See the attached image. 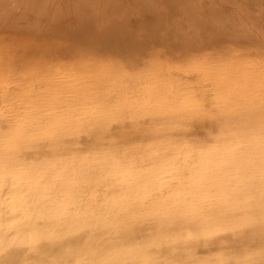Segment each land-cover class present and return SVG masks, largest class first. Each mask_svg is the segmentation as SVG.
I'll list each match as a JSON object with an SVG mask.
<instances>
[{"label":"bare ground","instance_id":"obj_1","mask_svg":"<svg viewBox=\"0 0 264 264\" xmlns=\"http://www.w3.org/2000/svg\"><path fill=\"white\" fill-rule=\"evenodd\" d=\"M81 75L42 74L43 93L14 95L21 100L8 113L22 109L21 117L6 114L9 89L0 90V262L264 264V125H220L188 138L177 116L147 135L120 127L90 136L196 104L188 93L151 92L108 103L102 96L116 83ZM223 239L239 251L221 245L198 258L196 248Z\"/></svg>","mask_w":264,"mask_h":264},{"label":"rangeland","instance_id":"obj_2","mask_svg":"<svg viewBox=\"0 0 264 264\" xmlns=\"http://www.w3.org/2000/svg\"><path fill=\"white\" fill-rule=\"evenodd\" d=\"M57 70L82 74L80 80L111 78L116 86L102 96L108 103L121 97L136 100L147 92L174 99L188 93L195 99L196 105L178 107L174 115L139 123L122 119L108 131L91 129L90 136L119 134L120 127L147 135L146 129L173 125L177 116L191 128L185 132L188 138L204 139L220 125H264V0H48L38 11L0 15V90L9 89L6 114L23 116L22 109L8 113L21 100L14 95L23 88L43 93L42 74ZM6 76L24 80L13 84ZM185 109L188 114H182ZM222 117L227 121L221 122ZM23 155L29 157L28 151ZM134 243H142L141 238ZM221 245L232 253L241 247L223 239L195 252L201 259Z\"/></svg>","mask_w":264,"mask_h":264},{"label":"clouds","instance_id":"obj_3","mask_svg":"<svg viewBox=\"0 0 264 264\" xmlns=\"http://www.w3.org/2000/svg\"><path fill=\"white\" fill-rule=\"evenodd\" d=\"M48 0H0V15L9 11H38L47 6Z\"/></svg>","mask_w":264,"mask_h":264},{"label":"snow or ice","instance_id":"obj_4","mask_svg":"<svg viewBox=\"0 0 264 264\" xmlns=\"http://www.w3.org/2000/svg\"><path fill=\"white\" fill-rule=\"evenodd\" d=\"M0 264H9V261H7L6 259L3 260L2 262H0Z\"/></svg>","mask_w":264,"mask_h":264}]
</instances>
